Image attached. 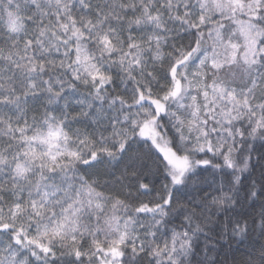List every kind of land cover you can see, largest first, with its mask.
I'll list each match as a JSON object with an SVG mask.
<instances>
[{"label": "snow or ice", "instance_id": "obj_1", "mask_svg": "<svg viewBox=\"0 0 264 264\" xmlns=\"http://www.w3.org/2000/svg\"><path fill=\"white\" fill-rule=\"evenodd\" d=\"M233 243L264 264V0H0V264Z\"/></svg>", "mask_w": 264, "mask_h": 264}, {"label": "trees", "instance_id": "obj_2", "mask_svg": "<svg viewBox=\"0 0 264 264\" xmlns=\"http://www.w3.org/2000/svg\"><path fill=\"white\" fill-rule=\"evenodd\" d=\"M259 240V236L258 235H254L252 238H251V242H256ZM248 247V243L244 244V245H237L236 243H233L232 244V251H230L228 253V256H227V260L229 261V264H231V260H232V257L233 256H236V257H239L244 249ZM221 260H224L225 259V256L224 254H221V257H220Z\"/></svg>", "mask_w": 264, "mask_h": 264}]
</instances>
